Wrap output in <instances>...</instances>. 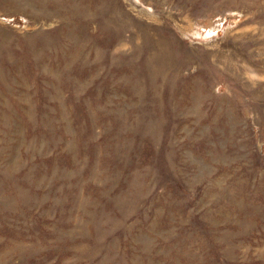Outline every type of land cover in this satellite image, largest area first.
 Returning <instances> with one entry per match:
<instances>
[{
  "label": "rangeland",
  "instance_id": "374dc122",
  "mask_svg": "<svg viewBox=\"0 0 264 264\" xmlns=\"http://www.w3.org/2000/svg\"><path fill=\"white\" fill-rule=\"evenodd\" d=\"M0 264H264V0H0Z\"/></svg>",
  "mask_w": 264,
  "mask_h": 264
},
{
  "label": "bare ground",
  "instance_id": "6f19581e",
  "mask_svg": "<svg viewBox=\"0 0 264 264\" xmlns=\"http://www.w3.org/2000/svg\"><path fill=\"white\" fill-rule=\"evenodd\" d=\"M161 52V51H160ZM160 52H159V55H160ZM156 58V57H155Z\"/></svg>",
  "mask_w": 264,
  "mask_h": 264
}]
</instances>
